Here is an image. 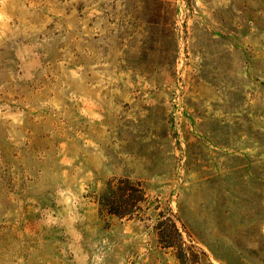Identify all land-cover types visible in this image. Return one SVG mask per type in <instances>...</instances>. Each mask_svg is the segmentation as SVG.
Wrapping results in <instances>:
<instances>
[{
    "label": "rangeland",
    "instance_id": "obj_1",
    "mask_svg": "<svg viewBox=\"0 0 264 264\" xmlns=\"http://www.w3.org/2000/svg\"><path fill=\"white\" fill-rule=\"evenodd\" d=\"M0 264H264V0H0Z\"/></svg>",
    "mask_w": 264,
    "mask_h": 264
}]
</instances>
